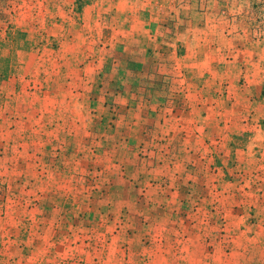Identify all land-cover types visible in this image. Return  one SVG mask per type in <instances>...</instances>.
<instances>
[{
	"label": "rangeland",
	"instance_id": "1",
	"mask_svg": "<svg viewBox=\"0 0 264 264\" xmlns=\"http://www.w3.org/2000/svg\"><path fill=\"white\" fill-rule=\"evenodd\" d=\"M48 2L0 0V264L208 262L220 247L215 234L227 245L232 227L208 220L203 233L196 219H174L175 232L154 229L169 194L157 193L156 206L148 188L151 163L162 175L212 152L176 125L195 115L179 89L167 96L168 81L134 74L117 63L120 50L92 42L84 17L46 15Z\"/></svg>",
	"mask_w": 264,
	"mask_h": 264
},
{
	"label": "crops",
	"instance_id": "2",
	"mask_svg": "<svg viewBox=\"0 0 264 264\" xmlns=\"http://www.w3.org/2000/svg\"><path fill=\"white\" fill-rule=\"evenodd\" d=\"M43 1H50L40 8L52 11L46 15L64 17L67 11L69 18L84 17L92 42L98 37L107 53L120 50L116 62L132 65L134 74L168 81L170 98L179 89L186 112L196 119L176 122L186 130L182 138L195 146L204 140L213 149L179 159L173 173L161 175L151 163L147 175L154 205L157 193L169 194L153 228L173 233L174 219L179 225L196 219L193 223L206 233L208 220L212 228L224 223L232 227L231 242H221L217 232L218 250L212 248L208 262L201 258L194 264H236L238 251L243 264H264V243H259L264 242V0ZM176 81L179 88L173 87ZM163 176L168 178L163 185L157 183ZM134 183L144 189L140 181ZM194 208L198 211L191 212ZM199 255L208 254L201 249Z\"/></svg>",
	"mask_w": 264,
	"mask_h": 264
}]
</instances>
